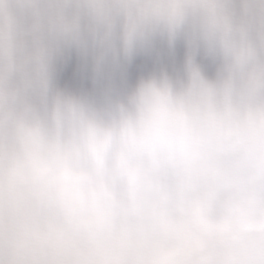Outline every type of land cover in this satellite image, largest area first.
<instances>
[{
	"label": "clouds",
	"instance_id": "clouds-1",
	"mask_svg": "<svg viewBox=\"0 0 264 264\" xmlns=\"http://www.w3.org/2000/svg\"><path fill=\"white\" fill-rule=\"evenodd\" d=\"M0 264H264V0H0Z\"/></svg>",
	"mask_w": 264,
	"mask_h": 264
},
{
	"label": "rangeland",
	"instance_id": "rangeland-1",
	"mask_svg": "<svg viewBox=\"0 0 264 264\" xmlns=\"http://www.w3.org/2000/svg\"><path fill=\"white\" fill-rule=\"evenodd\" d=\"M75 69V60L71 61L65 71V76L67 78H71L72 77V74H73V71Z\"/></svg>",
	"mask_w": 264,
	"mask_h": 264
},
{
	"label": "flooded vegetation",
	"instance_id": "flooded-vegetation-1",
	"mask_svg": "<svg viewBox=\"0 0 264 264\" xmlns=\"http://www.w3.org/2000/svg\"><path fill=\"white\" fill-rule=\"evenodd\" d=\"M178 55H182V48L178 47Z\"/></svg>",
	"mask_w": 264,
	"mask_h": 264
}]
</instances>
